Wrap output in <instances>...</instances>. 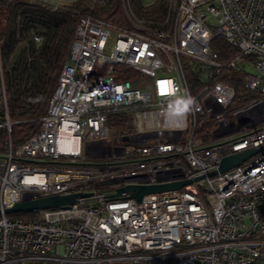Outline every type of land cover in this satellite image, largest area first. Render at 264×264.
<instances>
[{
  "label": "built area",
  "instance_id": "obj_1",
  "mask_svg": "<svg viewBox=\"0 0 264 264\" xmlns=\"http://www.w3.org/2000/svg\"><path fill=\"white\" fill-rule=\"evenodd\" d=\"M121 5L132 17L130 0ZM167 7L166 28L78 18L38 131L0 153V264H264V0ZM216 37L229 58L213 48ZM230 70L244 73L255 97L233 102ZM145 79L149 87H139ZM185 95L195 98L192 111L172 116L169 104ZM0 99L5 106L3 90ZM111 112L132 128L111 129ZM10 126L5 113L0 129ZM256 147L208 175L223 157ZM186 179L140 201L114 197L125 184ZM72 193L82 194L66 208L28 218L5 211Z\"/></svg>",
  "mask_w": 264,
  "mask_h": 264
},
{
  "label": "trees",
  "instance_id": "obj_2",
  "mask_svg": "<svg viewBox=\"0 0 264 264\" xmlns=\"http://www.w3.org/2000/svg\"><path fill=\"white\" fill-rule=\"evenodd\" d=\"M130 4L132 17L123 12L120 0H108L103 5L76 0L56 8L41 0H0V92L3 90L5 97V106L0 99V117L7 113L11 121L10 130L0 129V153L8 150L9 144L15 148L38 131L81 15L89 14L117 27L132 28L133 18L144 19L151 27L166 28V0L147 4L146 0H130ZM36 37H40L39 42ZM212 46L220 57L229 58V46L220 37L213 40ZM132 75L127 73L128 78ZM228 75L224 79L235 87L234 103L255 97L244 86V73L230 70ZM108 124L115 131L132 128L130 117L123 112L109 113ZM33 215L10 214L22 218Z\"/></svg>",
  "mask_w": 264,
  "mask_h": 264
},
{
  "label": "water",
  "instance_id": "obj_3",
  "mask_svg": "<svg viewBox=\"0 0 264 264\" xmlns=\"http://www.w3.org/2000/svg\"><path fill=\"white\" fill-rule=\"evenodd\" d=\"M262 147L245 149L242 151H238L232 155L223 157L219 162L218 169L210 171L208 175L212 176L217 172L228 170L229 168L245 161L246 159L257 153ZM198 178L200 177H196L194 179H198ZM189 182H191V179L181 180L177 182L159 183V184H135V183L125 184L123 186L116 188V193L114 194V197L134 198L137 201H140L143 195L145 194L154 193L167 189L179 188ZM81 194L82 193H72L65 195L51 194V195L40 196L30 200H22L16 202L11 207H8L5 211L7 213H13V212L28 213L46 208H55V207L66 208L69 207V205H71L72 203H74L75 198Z\"/></svg>",
  "mask_w": 264,
  "mask_h": 264
},
{
  "label": "clouds",
  "instance_id": "obj_4",
  "mask_svg": "<svg viewBox=\"0 0 264 264\" xmlns=\"http://www.w3.org/2000/svg\"><path fill=\"white\" fill-rule=\"evenodd\" d=\"M195 105V98L190 95L177 97L169 104V110L172 116L186 119Z\"/></svg>",
  "mask_w": 264,
  "mask_h": 264
},
{
  "label": "rangeland",
  "instance_id": "obj_5",
  "mask_svg": "<svg viewBox=\"0 0 264 264\" xmlns=\"http://www.w3.org/2000/svg\"><path fill=\"white\" fill-rule=\"evenodd\" d=\"M73 1H76V0H58L57 3H58V5H63V4H70ZM98 1L99 0H95V3H98V4H102L103 5L106 2H108V0H102L103 3H99ZM127 1H129V0H127ZM127 1L126 0H120V4L121 3H124L125 4L124 6L127 7ZM150 1H152V0H146V4L149 3ZM166 1L168 3L169 0H166ZM211 20H212V17L208 16V21H211ZM114 36H115V34L111 31L110 36H109V40H108V48H110V45H111V43L113 41V37ZM245 68H247V71L248 72H254V69H253L252 65H250V64L249 65H245ZM149 84H150V81L147 80V79H145V80H143L141 82V84L139 85V87L146 88V87H149ZM3 152H1V153H3Z\"/></svg>",
  "mask_w": 264,
  "mask_h": 264
},
{
  "label": "bare ground",
  "instance_id": "obj_6",
  "mask_svg": "<svg viewBox=\"0 0 264 264\" xmlns=\"http://www.w3.org/2000/svg\"><path fill=\"white\" fill-rule=\"evenodd\" d=\"M67 144H69V146H72L73 145V141L68 140Z\"/></svg>",
  "mask_w": 264,
  "mask_h": 264
}]
</instances>
